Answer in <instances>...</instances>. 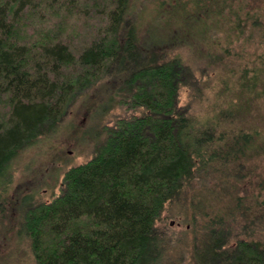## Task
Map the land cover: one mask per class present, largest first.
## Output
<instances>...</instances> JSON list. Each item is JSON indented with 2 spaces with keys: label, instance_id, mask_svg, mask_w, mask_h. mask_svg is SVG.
Returning a JSON list of instances; mask_svg holds the SVG:
<instances>
[{
  "label": "trees",
  "instance_id": "16d2710c",
  "mask_svg": "<svg viewBox=\"0 0 264 264\" xmlns=\"http://www.w3.org/2000/svg\"><path fill=\"white\" fill-rule=\"evenodd\" d=\"M110 76L124 115L58 193L23 203L33 264H177L172 220L188 219L192 264H264V180L235 186L264 157V0H0V195L11 161ZM211 180L235 192L197 201Z\"/></svg>",
  "mask_w": 264,
  "mask_h": 264
},
{
  "label": "rangeland",
  "instance_id": "374dc122",
  "mask_svg": "<svg viewBox=\"0 0 264 264\" xmlns=\"http://www.w3.org/2000/svg\"><path fill=\"white\" fill-rule=\"evenodd\" d=\"M143 2L148 9H152L160 0H143ZM74 25L77 29L76 21ZM26 31L22 26L19 31L21 38L28 33ZM88 35L89 33H86L77 39H85ZM179 51L193 62L200 60L190 54L187 48H179ZM234 51L235 49L232 50ZM235 64L234 57L230 60L231 68L235 69ZM120 80L119 76L105 77L79 93L68 108L65 117L48 134L36 139L11 161L9 188L0 195V264H33L35 262L31 241L26 234L22 233L23 203L30 199L33 201L50 199L53 194L59 192L64 173L70 167L90 159L96 142L95 131L102 130L103 126L111 125L117 117L124 115V110L116 103L108 110V106L112 103L110 97L115 93ZM208 84L209 88L206 92L212 97L218 82L214 78ZM254 115L252 119L254 126L264 130V99L259 103ZM255 163H258L255 173L248 179L235 184L239 188L236 190L239 193H258V190L254 189L264 180V157ZM5 181L6 179L3 180ZM232 185H234L233 182L211 180L197 183L196 188L193 187L192 190L199 194L196 197L197 201L201 199L206 202L207 200L217 205L226 193L235 192V190H229ZM209 188L213 189L208 190ZM215 191L220 199L214 198ZM172 226L174 232L182 236L178 250L176 248L174 251L177 264H192L193 236L189 231V219L182 223L172 220Z\"/></svg>",
  "mask_w": 264,
  "mask_h": 264
}]
</instances>
